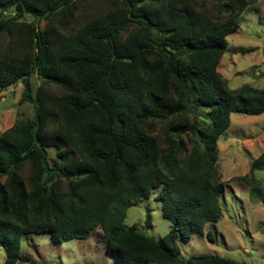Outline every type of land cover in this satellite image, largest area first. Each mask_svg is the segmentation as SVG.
Segmentation results:
<instances>
[{
  "label": "trees",
  "instance_id": "16d2710c",
  "mask_svg": "<svg viewBox=\"0 0 264 264\" xmlns=\"http://www.w3.org/2000/svg\"><path fill=\"white\" fill-rule=\"evenodd\" d=\"M95 1L0 0V91L22 81L21 102L34 104L0 135L4 264L29 260L25 235L66 242L97 228L124 264H247L184 257L178 239L224 216L231 115L264 113V88H231L218 70L256 0ZM254 178L234 180L257 198ZM159 188L172 228L156 239L125 219Z\"/></svg>",
  "mask_w": 264,
  "mask_h": 264
},
{
  "label": "rangeland",
  "instance_id": "374dc122",
  "mask_svg": "<svg viewBox=\"0 0 264 264\" xmlns=\"http://www.w3.org/2000/svg\"><path fill=\"white\" fill-rule=\"evenodd\" d=\"M239 21L241 27L228 36L229 45L218 70L231 88L244 84L264 88V0H256ZM32 81L35 87L39 85V76L34 75ZM23 89L19 81L0 91V135L19 119L33 116L34 104L21 102ZM231 119L232 125L219 139L218 164L226 182L221 198L224 216L208 222L203 232L193 233L188 241L179 238L178 244L184 257L221 256L247 264H264V170L251 173L252 161L264 152V113L259 116L233 113ZM54 152L51 149V156ZM245 175L250 180L255 177L259 187L257 198H253L250 185L234 180ZM160 191L155 190L149 200L129 207L125 219L126 225H135L156 239L172 228L163 215ZM210 231L214 240L209 237ZM22 252L29 255V260L18 264H124L118 255L107 252L100 228L85 239L66 242L54 241L51 233L25 235ZM5 260L6 249L0 244V264Z\"/></svg>",
  "mask_w": 264,
  "mask_h": 264
}]
</instances>
